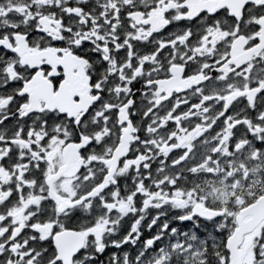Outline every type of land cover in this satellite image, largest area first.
I'll use <instances>...</instances> for the list:
<instances>
[{
    "label": "flooded vegetation",
    "instance_id": "1",
    "mask_svg": "<svg viewBox=\"0 0 264 264\" xmlns=\"http://www.w3.org/2000/svg\"><path fill=\"white\" fill-rule=\"evenodd\" d=\"M261 198L264 0H0V264H264Z\"/></svg>",
    "mask_w": 264,
    "mask_h": 264
},
{
    "label": "water",
    "instance_id": "2",
    "mask_svg": "<svg viewBox=\"0 0 264 264\" xmlns=\"http://www.w3.org/2000/svg\"><path fill=\"white\" fill-rule=\"evenodd\" d=\"M264 216V198L259 199L256 203L249 206L246 210H244L239 216V228L237 233L231 236L228 240L229 247L236 246L238 240H236L239 236H242L244 233L251 230L254 225ZM233 258L235 259V254H233ZM242 256L238 255V264H241ZM235 264V263H234Z\"/></svg>",
    "mask_w": 264,
    "mask_h": 264
}]
</instances>
